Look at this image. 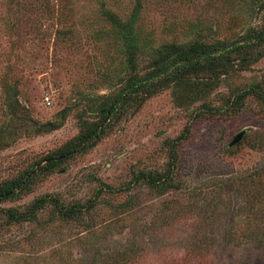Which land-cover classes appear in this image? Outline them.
Here are the masks:
<instances>
[{"label":"rangeland","instance_id":"obj_1","mask_svg":"<svg viewBox=\"0 0 264 264\" xmlns=\"http://www.w3.org/2000/svg\"><path fill=\"white\" fill-rule=\"evenodd\" d=\"M48 1L50 7L43 9L26 8L30 0H0V138L9 134L0 146V183L33 163L41 167L76 137L82 95L111 92L97 81L98 71L110 69L107 56L116 55L111 40L92 41L85 32L96 0ZM104 1L125 18L139 4L137 26L157 47L232 42L254 23L238 0ZM63 27L75 33L65 46L56 37ZM251 83L264 88V58L246 70L235 67L187 109L176 105L179 97L170 89L162 91L89 153L1 207L22 206L44 195L66 205L84 203L100 184L120 187L133 171L162 172L168 161L163 142L181 133L193 109L204 102L218 106L231 89ZM63 109L66 118L59 116ZM47 125L50 130L44 129ZM242 130L246 138L228 151ZM178 156L176 188L162 195L139 183L102 195L81 219L52 220L46 209L38 224L2 231L0 264H264V203L247 204L249 187H244L255 173L264 172V108L248 98L235 115L194 121ZM242 177L246 181L230 186ZM129 200L132 205L121 206Z\"/></svg>","mask_w":264,"mask_h":264},{"label":"trees","instance_id":"obj_2","mask_svg":"<svg viewBox=\"0 0 264 264\" xmlns=\"http://www.w3.org/2000/svg\"><path fill=\"white\" fill-rule=\"evenodd\" d=\"M96 2V14L94 13V19L85 27V32L92 41L101 40L103 37L111 40L116 55H106L108 60L105 62H109L110 69L97 73L98 83L109 85L111 92L102 97L82 95L83 105H79L81 109L77 114L80 125L76 137L47 156V161L41 167L36 168L37 164L33 163L21 175L0 183V234L12 226L38 224L39 214L46 209H50L49 219L52 220L58 218L71 222L81 219L94 209L102 195L130 190L139 183L156 190L160 195L175 189L178 148L190 134L194 121L204 116L235 115L241 111L248 98H254L259 106L264 108V88L260 83L233 88L227 97H222V104L211 106L204 102L193 109L181 133L172 139L164 140L163 149L168 159L164 171H133L127 183L120 187L100 184L93 196L84 203L66 205L55 196L44 195L22 206L1 207V204L12 202L33 191L56 170L67 167L78 157L89 153L111 132L121 127V123L138 111L152 96L170 89L175 97H179L176 105L187 109L209 95L218 85L220 78L228 75L235 67L246 70L264 58V0H238V6L254 16V23L235 41L216 40L209 43L194 40L159 47L144 38L137 26L139 4L134 7L130 16L125 18L124 14L118 15L115 7L108 5L104 0ZM34 5L43 9L50 7L48 0H30L26 8ZM74 36L73 30L67 27L56 31L57 39L60 38L64 46L67 42L71 43ZM67 114L66 109L59 112L61 118H66ZM11 126L16 127L14 123ZM37 131L40 133L42 130ZM257 134L260 136V132ZM245 138L244 135L241 141ZM8 139L9 134L8 137L4 134V138H0V146ZM241 141L233 147L238 146ZM233 147L227 146V150L230 151ZM263 176L262 171L255 173L248 180V184H245L244 187H249L246 193V200L249 198L247 204L264 203ZM243 181H246L245 177L234 180L230 186H238ZM128 205H132L131 200L121 204L122 207ZM258 207L254 213L259 211Z\"/></svg>","mask_w":264,"mask_h":264},{"label":"water","instance_id":"obj_3","mask_svg":"<svg viewBox=\"0 0 264 264\" xmlns=\"http://www.w3.org/2000/svg\"><path fill=\"white\" fill-rule=\"evenodd\" d=\"M44 129L50 130L51 129V125L45 126ZM245 134H246V130L240 131L238 134H236V136L233 138V140L231 142H229L228 146L229 147H233L234 145H236L242 139V137Z\"/></svg>","mask_w":264,"mask_h":264},{"label":"built area","instance_id":"obj_4","mask_svg":"<svg viewBox=\"0 0 264 264\" xmlns=\"http://www.w3.org/2000/svg\"><path fill=\"white\" fill-rule=\"evenodd\" d=\"M45 101L48 102V98H46Z\"/></svg>","mask_w":264,"mask_h":264}]
</instances>
